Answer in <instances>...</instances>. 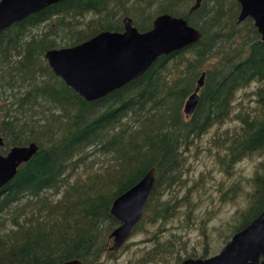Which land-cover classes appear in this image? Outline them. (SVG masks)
<instances>
[{
    "label": "trees",
    "instance_id": "obj_1",
    "mask_svg": "<svg viewBox=\"0 0 264 264\" xmlns=\"http://www.w3.org/2000/svg\"><path fill=\"white\" fill-rule=\"evenodd\" d=\"M193 1L63 0L0 33V155L37 145L35 156L0 189V264L114 261L108 235L118 222L110 205L150 169L154 184L133 230L152 243L126 263L177 264L188 248L178 235L163 239L161 233L167 225L187 230L192 223L193 186L184 178L194 140L237 122L209 139L226 175L242 159L264 155V43L249 19L236 23V0H202L189 13ZM161 14L185 19L199 40L160 56L140 77L99 100L84 101L42 58L100 32H120L123 17L138 32L147 31ZM201 74L197 105L185 116L183 104ZM252 83L246 98L253 107L233 113L236 92ZM247 181L249 205L231 235L264 210V162ZM229 188L232 199L238 187Z\"/></svg>",
    "mask_w": 264,
    "mask_h": 264
},
{
    "label": "water",
    "instance_id": "obj_2",
    "mask_svg": "<svg viewBox=\"0 0 264 264\" xmlns=\"http://www.w3.org/2000/svg\"><path fill=\"white\" fill-rule=\"evenodd\" d=\"M63 0H0V33L29 15ZM202 0H194L189 13ZM239 12L236 22L250 18L264 43V0H236ZM198 30L181 17L156 16L147 31L138 32L131 19L122 18L120 32L103 31L80 44L51 49L42 58L51 73L86 102L99 100L140 77L160 56L183 49L200 38ZM204 74L183 104L190 115L198 102ZM3 141L0 137V147ZM37 153V145L11 147L0 155V189L16 174L18 167ZM154 184L153 169L124 193L116 197L109 214L118 222L108 239L110 251H117L129 238L142 217L143 208ZM261 258V259H260ZM62 264H84L70 260ZM180 264H264V210L240 231L234 233L222 250L207 259H184Z\"/></svg>",
    "mask_w": 264,
    "mask_h": 264
},
{
    "label": "rangeland",
    "instance_id": "obj_3",
    "mask_svg": "<svg viewBox=\"0 0 264 264\" xmlns=\"http://www.w3.org/2000/svg\"><path fill=\"white\" fill-rule=\"evenodd\" d=\"M236 4L238 5L237 2ZM238 12L239 5L236 19ZM248 19L252 23L251 19ZM242 24L238 23V26ZM254 89L255 84L252 83L244 90L236 92L233 100V113L241 107H246V105L249 108L253 107V104L247 103L246 94L251 93ZM235 127H237V122L226 121L218 129H215L216 127L209 129L206 134L194 140L185 154L187 172H185L184 179H189L188 187L193 186L189 193V199L193 202L191 206L193 211L190 215L192 223L187 230H184L183 224L179 229L170 228L171 226L167 225L169 230L161 233V237L164 239L169 233L178 235L188 248L186 254L193 255L192 257L209 258L217 254L231 238V230L237 224L238 217L249 205L247 198L248 194L251 193V187L247 180H250L256 172L258 164L264 162V155L254 154L236 163L230 170V175L223 173L215 162V150L209 146V139L215 131L220 133L225 129L230 130ZM231 185L238 187L237 191L233 193L232 199V193H227ZM184 191L185 188L178 190V197L182 196ZM165 194L163 199L168 198L167 193ZM178 217L184 219V214L182 217L181 215ZM176 223V221L173 222V227L176 226ZM146 230L149 231L147 227ZM145 238V234L133 230L114 261L112 259L101 261L103 264H126L131 255L136 257L138 250L149 247L148 243L143 242ZM186 254L184 256L179 254L180 259H184Z\"/></svg>",
    "mask_w": 264,
    "mask_h": 264
},
{
    "label": "flooded vegetation",
    "instance_id": "obj_4",
    "mask_svg": "<svg viewBox=\"0 0 264 264\" xmlns=\"http://www.w3.org/2000/svg\"><path fill=\"white\" fill-rule=\"evenodd\" d=\"M243 21H244V20H243ZM243 21H242V22H243ZM242 22H239V23H242ZM236 23H237V22H236ZM237 24H238V23H237ZM128 239H129V238H128ZM128 239H127L126 241H128ZM126 241H125V243H126ZM228 241H229V240H228ZM228 241H227V242H228ZM109 242H110V244H111V241H110V240H109ZM227 242H226V243H227ZM125 243H124V244H125ZM151 243H152V242H149V244H151ZM226 243H225V244H226ZM124 244H123V245L119 248V250H117L115 253H118L120 250H122L123 247H124ZM149 244H148V245H149ZM225 244H224V245H225ZM223 247H224V246H223ZM223 247H222V248H223ZM222 248L219 250V252L222 250ZM219 252H218V253H219ZM218 253H217V254H218ZM180 254H181V253H180ZM217 254H215V255H217ZM184 255H185V254H183V256H184ZM186 255H187V254H186ZM215 255H213V256H215ZM179 256H180V255H179ZM187 256H188V255H187ZM187 256H185L184 259H188V258H191V259H207V258H208V257H207V258H196V257H192L193 255H191L190 257H187ZM213 256H211V257H213ZM202 257H203V256H202ZM209 258H210V257H209ZM184 259H182V260L180 259V261H179L177 264H180ZM260 259H261V258H260ZM131 263H132V262H131ZM126 264H127V263H126Z\"/></svg>",
    "mask_w": 264,
    "mask_h": 264
}]
</instances>
